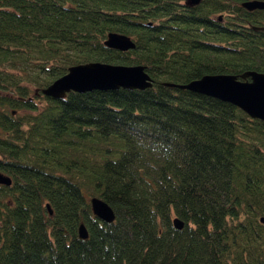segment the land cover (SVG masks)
<instances>
[{
  "label": "trees",
  "instance_id": "1",
  "mask_svg": "<svg viewBox=\"0 0 264 264\" xmlns=\"http://www.w3.org/2000/svg\"><path fill=\"white\" fill-rule=\"evenodd\" d=\"M244 1L0 0V264H264V120L165 83L264 72V8ZM89 60L153 83L41 93Z\"/></svg>",
  "mask_w": 264,
  "mask_h": 264
},
{
  "label": "water",
  "instance_id": "2",
  "mask_svg": "<svg viewBox=\"0 0 264 264\" xmlns=\"http://www.w3.org/2000/svg\"><path fill=\"white\" fill-rule=\"evenodd\" d=\"M199 0H184L186 4H193ZM247 8H264V0H247L242 3ZM264 28V26L254 27ZM103 44L118 50L133 48L134 43L129 35L109 30L103 39ZM171 86L186 88L228 101L251 117L264 120V72L247 69L240 74L232 73H204L185 83L165 82ZM151 77L142 64L112 63L100 60H89L71 64L61 75L52 79L40 90L44 95L54 98L63 97L70 90L82 92L92 89L145 88L150 86ZM0 183L9 184L10 177L0 171ZM89 204L92 213L104 221H111L114 213L111 207L101 198L91 196ZM45 207L50 212L48 204ZM261 216V220H263ZM172 224L179 228L182 221L174 216ZM79 237H85L86 228L82 222L77 226Z\"/></svg>",
  "mask_w": 264,
  "mask_h": 264
},
{
  "label": "bare ground",
  "instance_id": "3",
  "mask_svg": "<svg viewBox=\"0 0 264 264\" xmlns=\"http://www.w3.org/2000/svg\"><path fill=\"white\" fill-rule=\"evenodd\" d=\"M200 1V0H199ZM198 1V2H199ZM198 2H196V3H193V4H191V5H194V4H197ZM244 8H246V9H248V10H252V9H254V8H247V7H245L244 5H242ZM256 8H258V7H256ZM254 27H256V26H253L252 28H254ZM130 37V36H129ZM131 38V37H130ZM132 40V39H131ZM133 41V40H132ZM133 43H134V41H133ZM134 45H135V43H134ZM134 47V46H133ZM112 48V47H111ZM128 49H130V48H127V49H125V50H128ZM118 50V49H117ZM125 50H123V51H125ZM144 69H145V67H144ZM146 71V70H145ZM153 83V79L151 78V84ZM151 84H150V86H151ZM179 84H181V83H179ZM149 87V86H148ZM177 87V86H176ZM117 88H119V87H117ZM180 88V87H179ZM112 89H116V88H112ZM102 220V219H101Z\"/></svg>",
  "mask_w": 264,
  "mask_h": 264
},
{
  "label": "flooded vegetation",
  "instance_id": "4",
  "mask_svg": "<svg viewBox=\"0 0 264 264\" xmlns=\"http://www.w3.org/2000/svg\"><path fill=\"white\" fill-rule=\"evenodd\" d=\"M179 3H182V4H185V5H189V6H193V5H191V4H186V3H184V0H179ZM264 26V25H263ZM253 27V26H252ZM253 29H260V28H253ZM264 217V216H263ZM260 220H261V218H260ZM261 222H263L264 223V218H263V220H261Z\"/></svg>",
  "mask_w": 264,
  "mask_h": 264
},
{
  "label": "rangeland",
  "instance_id": "5",
  "mask_svg": "<svg viewBox=\"0 0 264 264\" xmlns=\"http://www.w3.org/2000/svg\"><path fill=\"white\" fill-rule=\"evenodd\" d=\"M35 100H37V99H35Z\"/></svg>",
  "mask_w": 264,
  "mask_h": 264
}]
</instances>
